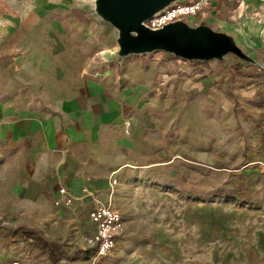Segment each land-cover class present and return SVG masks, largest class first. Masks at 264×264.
<instances>
[{"label": "crops", "instance_id": "obj_1", "mask_svg": "<svg viewBox=\"0 0 264 264\" xmlns=\"http://www.w3.org/2000/svg\"><path fill=\"white\" fill-rule=\"evenodd\" d=\"M30 8L5 27L10 38L0 55L12 54L14 34L35 36L41 44L51 39L52 52L20 56L13 79L0 76V217L9 219L8 225L37 228L66 251L85 247L74 262L83 254L88 262V206L109 202L123 217L134 184L173 177L166 168L175 156L167 153L165 115L149 110L146 78H132V68L98 67L94 56L73 50L68 33L59 35L66 31L63 23L36 16L45 11L44 3ZM197 15L195 20L234 34L242 46L256 43L264 55V0H206ZM9 60L0 59V65ZM260 74L252 88L254 102L241 115L249 140L245 170L264 174L257 164L264 162V99L256 94L257 87L264 88ZM145 246L139 237L121 236L104 257L124 260Z\"/></svg>", "mask_w": 264, "mask_h": 264}, {"label": "rangeland", "instance_id": "obj_2", "mask_svg": "<svg viewBox=\"0 0 264 264\" xmlns=\"http://www.w3.org/2000/svg\"><path fill=\"white\" fill-rule=\"evenodd\" d=\"M43 3L45 11L36 16L63 23L66 31L59 35L66 32L75 40L73 50L94 56L98 67L132 68V78H146L149 110L165 115L166 139L171 140L167 153L175 156L166 168L174 176L137 181L122 210V237H139L145 248L124 260L106 256L94 264H264V174L245 170L249 140L241 115L253 104L252 88L264 73V55L256 43L242 44L262 66L231 54L223 61L187 60L164 50L120 57L116 29L92 12V0H0V48L10 38L7 24ZM34 37L13 35L12 54L0 55L11 59L0 65V76L13 79L20 56L52 52L51 39L41 44ZM256 94L264 99V88L257 87ZM239 183L246 184V192L235 190ZM234 196L236 202L229 199ZM9 222L0 217V264L14 258L49 264L45 250L1 226ZM67 252L62 261L72 258L74 252ZM85 256L76 263L93 264Z\"/></svg>", "mask_w": 264, "mask_h": 264}, {"label": "water", "instance_id": "obj_3", "mask_svg": "<svg viewBox=\"0 0 264 264\" xmlns=\"http://www.w3.org/2000/svg\"><path fill=\"white\" fill-rule=\"evenodd\" d=\"M175 0H92V12L116 29L117 56L164 50L187 60L223 61L228 54L262 66L234 34L207 20L176 19L152 28L144 21Z\"/></svg>", "mask_w": 264, "mask_h": 264}, {"label": "built area", "instance_id": "obj_4", "mask_svg": "<svg viewBox=\"0 0 264 264\" xmlns=\"http://www.w3.org/2000/svg\"><path fill=\"white\" fill-rule=\"evenodd\" d=\"M205 1L175 0L146 19L144 23L149 27L157 28L176 19L198 22L199 20L197 21L195 18ZM257 164L264 171V162L257 161ZM60 190L65 191V187L61 186ZM87 221L89 229L85 235V243L91 252L90 261L94 264L115 247L117 239L123 235L124 219L111 203L95 200L87 208ZM6 264L27 263L22 259L14 258L6 262Z\"/></svg>", "mask_w": 264, "mask_h": 264}, {"label": "trees", "instance_id": "obj_5", "mask_svg": "<svg viewBox=\"0 0 264 264\" xmlns=\"http://www.w3.org/2000/svg\"><path fill=\"white\" fill-rule=\"evenodd\" d=\"M235 190L240 193H244L247 190V186L244 183H239ZM216 190H208L205 193L206 194H213ZM230 197V196H228ZM232 201L236 202L237 197H231L229 198ZM4 228L8 230V232L12 234H22L23 240L26 242H30L34 244L35 246L43 249L46 251L49 260V264H77L74 262L77 260L81 253L84 251L83 248H79L74 252V255L71 259L62 261L64 257L68 258L69 253L64 249L63 243L54 239H46L44 235L35 227L29 226V225H23V224H16V225H1Z\"/></svg>", "mask_w": 264, "mask_h": 264}]
</instances>
